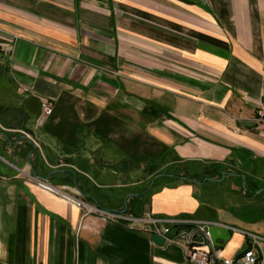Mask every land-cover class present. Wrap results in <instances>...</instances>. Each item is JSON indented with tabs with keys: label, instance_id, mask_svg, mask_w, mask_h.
Returning <instances> with one entry per match:
<instances>
[{
	"label": "crops",
	"instance_id": "1",
	"mask_svg": "<svg viewBox=\"0 0 264 264\" xmlns=\"http://www.w3.org/2000/svg\"><path fill=\"white\" fill-rule=\"evenodd\" d=\"M0 44V264H192L27 176L125 216L230 226L223 259L252 244L246 232L264 237V215L208 217L183 171L264 178V0H0Z\"/></svg>",
	"mask_w": 264,
	"mask_h": 264
},
{
	"label": "built area",
	"instance_id": "2",
	"mask_svg": "<svg viewBox=\"0 0 264 264\" xmlns=\"http://www.w3.org/2000/svg\"><path fill=\"white\" fill-rule=\"evenodd\" d=\"M8 51L0 44V57H6ZM53 106L47 99L40 102V117H47L52 113ZM257 120L264 122V108L256 112ZM39 184L46 190L59 194V190L51 189L43 182ZM69 202L84 211L85 214H94L106 220H119L127 223H139L144 225L149 235L157 234L165 238L166 244L178 245L184 252L186 258L192 264H260L258 254L253 243L264 241V237L255 233L246 232L252 244L241 252L237 258L223 259L219 255L218 247L214 246L208 228L217 225L228 227L225 224L211 221L199 220L179 216H155L149 211H143L141 215L125 216L120 212L104 209L96 204H91L83 199L63 195Z\"/></svg>",
	"mask_w": 264,
	"mask_h": 264
},
{
	"label": "rangeland",
	"instance_id": "3",
	"mask_svg": "<svg viewBox=\"0 0 264 264\" xmlns=\"http://www.w3.org/2000/svg\"><path fill=\"white\" fill-rule=\"evenodd\" d=\"M4 49L5 51L7 50L6 48ZM10 58H11V54L8 51V55L6 57H0V61L9 60ZM195 168L196 167L193 166L192 167L187 166L185 167L186 170L183 171L189 174L192 173L193 171H198L200 173V170H197ZM247 169L248 168H242V167L235 168L232 166H226L218 170L217 173L214 172L218 176L220 175L217 178H220L221 175H223L221 179H213L211 181L210 180L206 181L204 177H201L202 175L199 177L200 179L198 181L203 183L204 186L199 187L198 194L203 199V201H205V203H207L209 206L208 208L203 209L206 211V215L208 217L215 219L218 218L222 220H235L241 223L243 222L247 223L252 220L253 221L261 220L263 218L264 195L262 189L264 188V178L261 173L256 175V176L259 175L260 179H257L249 175L248 173H246ZM256 169L258 170L259 168L257 167ZM161 172L164 171L162 170ZM237 174H244L247 176V178L255 179L256 183L253 181L248 182L247 180L242 181L240 179V176L238 177L236 176ZM27 177L31 182L37 184L41 188L43 187L39 184V181L43 182L46 186L50 187L51 189L59 190L60 191L59 194H55L50 191L49 192L54 195L60 196L63 199H65L67 202H69L63 195L64 194H67L69 196L71 195L65 192L63 188H55L49 186V184L45 183L37 176H27ZM96 181H100V180L97 179ZM147 185L148 184H145V188ZM137 188L138 187H131L128 188L127 190L131 191L133 189L136 190ZM252 190L255 191L253 192ZM248 191H252V192H248ZM147 197L148 195L144 196V199H148ZM69 203L72 204L71 202ZM132 205H134V203H132ZM135 208L141 209L139 205H136ZM145 210L149 211L148 209Z\"/></svg>",
	"mask_w": 264,
	"mask_h": 264
},
{
	"label": "water",
	"instance_id": "4",
	"mask_svg": "<svg viewBox=\"0 0 264 264\" xmlns=\"http://www.w3.org/2000/svg\"><path fill=\"white\" fill-rule=\"evenodd\" d=\"M207 230L214 246L218 248L222 247L231 238V229L228 227L213 225ZM151 240L158 246H162L165 243V238L162 235L153 234L151 235Z\"/></svg>",
	"mask_w": 264,
	"mask_h": 264
},
{
	"label": "trees",
	"instance_id": "5",
	"mask_svg": "<svg viewBox=\"0 0 264 264\" xmlns=\"http://www.w3.org/2000/svg\"><path fill=\"white\" fill-rule=\"evenodd\" d=\"M207 174H210V173H206V172L199 173L198 171H193L192 173L189 174V176H187V179L190 180V181L191 180H199L200 179L199 177L201 175H202L201 177H205V176H207ZM255 190H252V191L254 192ZM252 191H248V192H252Z\"/></svg>",
	"mask_w": 264,
	"mask_h": 264
}]
</instances>
